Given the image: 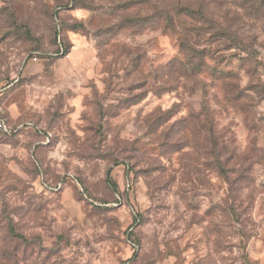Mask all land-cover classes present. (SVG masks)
I'll return each mask as SVG.
<instances>
[{"label": "clouds", "instance_id": "1", "mask_svg": "<svg viewBox=\"0 0 264 264\" xmlns=\"http://www.w3.org/2000/svg\"><path fill=\"white\" fill-rule=\"evenodd\" d=\"M5 34L0 264H264V0H0ZM145 53L151 102L89 85Z\"/></svg>", "mask_w": 264, "mask_h": 264}, {"label": "rangeland", "instance_id": "2", "mask_svg": "<svg viewBox=\"0 0 264 264\" xmlns=\"http://www.w3.org/2000/svg\"><path fill=\"white\" fill-rule=\"evenodd\" d=\"M79 2V0H77ZM127 0H125V3ZM66 8H68V5H65ZM72 8H75V3L71 5ZM74 28L76 27H82V25H74ZM110 27H105L104 29H101L99 31H109ZM8 34H5V36H0V41H3L7 38ZM211 39V38H210ZM27 40L31 41L35 45V51H39L40 47L42 46L41 41L39 39H33L32 34L29 32L27 34ZM65 38H62L59 32H56L51 40L47 41V44L49 47H53L55 44H60V48L56 49L57 52L63 51L64 53L69 52V49L72 52L78 53V55L73 59V65L75 64H82L88 60V53L86 48L84 47V41L81 38V34L77 31L69 30ZM111 43V42H109ZM169 45L168 41L164 38H161L158 43V51L156 52L157 57H163V55L168 50ZM204 53H208V49L203 50ZM145 54H138L137 56L133 57L132 60L128 62L126 66L123 68L122 74L119 71L110 72L107 71L103 66H101L99 73L95 70V67L88 73L89 78V85L95 89V91L103 95L105 91H108L111 89V84L108 83L111 81L112 83H115L117 80H121L124 82L127 81H133L132 83H126V90L130 93L128 96L122 98L121 100V110H125L127 108H135L137 105L145 103V101H149L148 97V90H147V84L148 81L141 78V73L145 70V63H144V56ZM97 59L99 58L98 53L96 54ZM32 57L30 56L29 59ZM6 59L3 55V53H0V81H8L11 83L12 79V71L13 66L9 65V67H5ZM171 63V62H169ZM199 67V65H197ZM219 71V70H216ZM220 75L224 79H228L231 77L232 74L230 73H222L220 72ZM28 77H24L21 80L18 81L19 84H23L25 80H27ZM16 85H13L11 89L8 91L11 92L14 90ZM152 95L156 97L157 103L161 109L162 114L155 117L154 120H152V124H156L161 120H164V117L167 116L168 112L172 111L173 108L176 107V104L174 103L175 98L171 96L167 91L156 89L152 92ZM168 104H171L172 107H167ZM81 105H83V101H81ZM77 111V108L75 105H73V113ZM59 114H53V118L55 119ZM103 113H101V118H103ZM83 114L80 115V119H83ZM74 122V121H73ZM167 121H165L166 123ZM163 125H161L162 127ZM87 127V126H85ZM97 132L101 131V129L97 128ZM80 133H77L79 135ZM162 147V145H161ZM250 207L254 209V205H250ZM212 211L211 208H209L208 212L205 213V215H208ZM255 264H260V261H255Z\"/></svg>", "mask_w": 264, "mask_h": 264}]
</instances>
